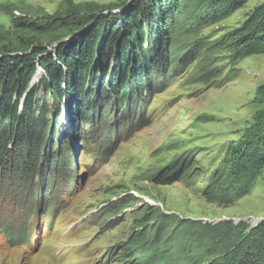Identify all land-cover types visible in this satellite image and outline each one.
<instances>
[{
    "label": "rangeland",
    "instance_id": "374dc122",
    "mask_svg": "<svg viewBox=\"0 0 264 264\" xmlns=\"http://www.w3.org/2000/svg\"><path fill=\"white\" fill-rule=\"evenodd\" d=\"M131 1L0 0V47L31 40L55 54L77 21ZM261 4L248 0L179 42L215 40ZM20 18L42 27L18 25ZM200 60L182 73L151 72L153 88L139 105L108 104L78 118L75 132L62 113L54 164L43 153L31 179L15 168L0 177V264H192L196 244L223 234V222L247 232L264 222V169L251 193L229 205L209 195L222 161L264 108L253 101L264 53L236 59L222 48L214 64ZM37 74L31 85L41 95L42 68ZM14 156L21 166L23 144Z\"/></svg>",
    "mask_w": 264,
    "mask_h": 264
},
{
    "label": "trees",
    "instance_id": "16d2710c",
    "mask_svg": "<svg viewBox=\"0 0 264 264\" xmlns=\"http://www.w3.org/2000/svg\"><path fill=\"white\" fill-rule=\"evenodd\" d=\"M247 1L132 0L125 10L77 21L70 27L71 38L58 43L55 54L31 40L19 48L0 47V177L15 168L31 179L43 153L54 164L62 113L75 132L78 118L87 120L108 104L125 109L139 105L153 88L151 72L166 76L173 67V73H182L198 58L212 65L222 48L236 59L264 53V4L215 40L179 42L183 35L228 18ZM27 21L15 22L42 27ZM39 68L45 76L41 95L31 85ZM253 101L264 105V84L257 87ZM21 144L25 156L20 166L14 151ZM263 169L264 108L257 110L240 145L222 161L209 195L229 205L251 193ZM220 226L223 234L196 244L199 255L192 264H264V222L248 232L245 225Z\"/></svg>",
    "mask_w": 264,
    "mask_h": 264
},
{
    "label": "water",
    "instance_id": "95a60500",
    "mask_svg": "<svg viewBox=\"0 0 264 264\" xmlns=\"http://www.w3.org/2000/svg\"><path fill=\"white\" fill-rule=\"evenodd\" d=\"M38 72H39V70H37L36 75H37ZM36 75H35V76H36Z\"/></svg>",
    "mask_w": 264,
    "mask_h": 264
}]
</instances>
